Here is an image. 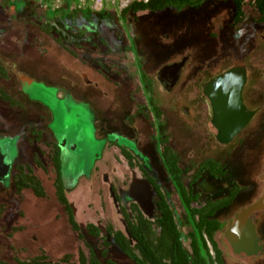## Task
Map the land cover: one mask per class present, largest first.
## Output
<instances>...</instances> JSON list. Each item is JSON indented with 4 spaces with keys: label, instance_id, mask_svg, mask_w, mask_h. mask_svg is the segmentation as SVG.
Instances as JSON below:
<instances>
[{
    "label": "rangeland",
    "instance_id": "374dc122",
    "mask_svg": "<svg viewBox=\"0 0 264 264\" xmlns=\"http://www.w3.org/2000/svg\"><path fill=\"white\" fill-rule=\"evenodd\" d=\"M3 1L0 0V65L5 67L7 78H0V87L21 105L13 108L0 102V155L12 168L0 176V207L5 212L0 214L3 260H27L43 253L52 260L66 254L77 259V235L56 194L57 175L48 143L55 142L60 149L65 199L91 244L96 241L85 230L88 223L102 230L108 224L122 228L119 208L131 201L125 188L134 173L139 176V162L149 170L147 163L151 160V171L158 177L165 175L157 155L160 146L170 147L179 156L185 182L204 157L223 163L225 174L218 180L214 196L224 195L233 183L241 185V189L235 204L217 213L222 221L230 220L235 210L258 196L259 190L251 192L257 180L251 184L247 163L258 137L244 132L243 139L228 148L210 143L204 126L206 110L202 107L191 125L179 87L183 83L166 94L157 75L162 66L185 56L188 62L182 78L193 75L200 65L202 75L207 76L229 64H241L248 71L249 89L264 95V25L250 27L256 17L253 9L246 8L247 22L243 26L250 27L252 40L243 44V39L237 38V50L221 45L222 39L233 40L223 31L219 39L208 37L214 28L213 20L187 9L183 10L184 16L190 15L191 19L180 23L181 30H189L192 38L207 47L195 45L167 51L159 42L164 29L150 20L163 13L171 14V9L156 15L139 13L138 22L132 24L133 11L124 18L119 15L124 5L134 0H82L80 9L90 11L85 15L75 13L79 0H11L7 5L1 4ZM206 10L213 12L216 5L209 4ZM231 11L220 12L224 23ZM199 20L204 24L200 21L198 25ZM259 33L263 43L258 41ZM246 38L245 42L250 39ZM194 96L199 100L198 95ZM247 96H251L250 91ZM36 133L41 142L35 140ZM24 144L29 145L28 151ZM121 148L132 153L133 167ZM35 156L41 166L35 164ZM27 161L43 185V198L31 189L15 192L14 164ZM163 183L172 187L167 179ZM182 216L185 218L183 213ZM183 229L187 232L191 228L187 224ZM216 240L226 251L220 234ZM107 258L114 264H133L114 245L108 249ZM102 262L107 264L103 259Z\"/></svg>",
    "mask_w": 264,
    "mask_h": 264
},
{
    "label": "flooded vegetation",
    "instance_id": "af4514ba",
    "mask_svg": "<svg viewBox=\"0 0 264 264\" xmlns=\"http://www.w3.org/2000/svg\"><path fill=\"white\" fill-rule=\"evenodd\" d=\"M140 0H134L132 2H129L124 5L122 10L120 11V17H127L128 12H124V9L127 8L130 4L137 2ZM144 3L149 2L150 0H141ZM200 4L198 7L188 6V5H182L179 8H176L174 6H164L163 8L150 10V9H143V10H137L135 12H132L130 14L131 17H133L132 24H136L138 22V14L139 13H145L149 15H156L154 13H163L167 9H171V14H162L154 19L150 20L151 23H153L154 26L159 27V29H164L163 32L160 34L159 42L162 46H166V49L174 50L176 47H188L195 45L200 46H206L202 43L198 38H192V32L189 30H181V25L188 19L190 20V15L184 16L183 10H193L198 11L202 14V16L207 17L208 20H213L212 25L214 28L211 30L212 32L208 33V37H214V39H219L221 35H223L222 31L225 35H229L233 37V40L224 41L222 39V46L227 47L229 50H237L239 49L238 45L235 43L237 38L243 39V44L247 43V41L252 40V31H248V28L252 26V28H257L259 25H264V13L260 10L259 6L257 5V0H239V8L237 7V3L234 2V0H199ZM215 4L216 9L213 12H208L206 10V6L209 4ZM208 4V5H207ZM246 8L253 9L252 13L256 14L255 20H251L250 27L246 29L243 28V26L247 22V12ZM225 10H232L231 15L229 18L226 16L225 23L223 22L222 16H219L220 12H224ZM237 10H239V14L237 13ZM239 16L241 19L237 22L236 17ZM194 19V18H193ZM207 19H205L206 22ZM200 21H198V25H200ZM181 23V25H180ZM203 23V21L201 22ZM204 24V23H203ZM131 25V24H130ZM205 26V25H203ZM209 30V29H208ZM246 30L249 32V34L246 32H243ZM165 31H168L165 32ZM258 34V41L260 43L262 42V39L259 38ZM173 37H172V36ZM169 42L167 39H170ZM250 37V39L246 40L245 38ZM247 39V38H246ZM231 41L232 46H230ZM212 46L213 43L211 42ZM242 44V45H243ZM252 44V42L250 43ZM219 45V43H216V46ZM207 47V46H206ZM216 48V47H215ZM241 48V46H240ZM188 56H185L177 61H171L164 66L160 68L158 71V84L164 88L165 93L169 94L174 90V88L178 87L180 83H183V85L179 86L182 89V101L186 104L184 109L186 110L187 114H189V122L190 124H194L198 113L202 110V107L204 110H206V119H205V127L210 135V143L214 145H218L220 147H230L234 145L235 143H239L243 139V133L244 132H251L255 134V136L258 137V140L256 141V144L251 148L248 157H247V163L249 165L248 168V175L251 177V184L254 182L253 180H257V184H252L251 192H258V196L254 198L247 206L242 207L238 211L235 210V212L231 215L230 220L228 221H222L220 218L217 217V213L224 209L231 208L235 202L237 201L239 197V191L236 192L234 198L232 201L226 205L222 206L219 209H217L213 215L207 216L208 219L216 220V222L221 223L220 229H218L215 232L214 235V241L217 243V248L220 250L219 255H217L216 252L213 251L212 245L208 242V246L210 248V255L211 258L214 260L213 264H219L216 260L218 256H220L218 259L221 260L222 264H264V211L260 213H255L252 216V223H255L256 231L258 236L260 237L262 244H263V252L259 254L256 258L252 260H248V262L243 261V256L238 254H233L231 252L230 246L225 241V232L226 230L234 223L235 218L240 214V212L251 205H254L256 202H258L263 196H264V151H263V142H264V95L254 94L249 89V78H248V71L247 68L241 64L238 65H227L224 69L219 70L218 72H215L213 74H209L207 76L202 75V68L203 66L200 65V68L197 70H193V75L186 76L185 78H182V73L184 66L188 62ZM242 72H245L246 79L242 87L241 97L242 102L244 106L247 108L248 111L253 112L251 115V118L249 119L248 124L228 143V144H222L220 143L216 137H215V126L212 123V117H213V109L212 105L215 106L216 109H222L225 107H231V93L230 90H234L237 87V82L239 78L242 76ZM1 78V77H0ZM183 79V80H182ZM250 91L251 96L248 97V93ZM194 91V92H193ZM196 92V94H195ZM192 95H198L199 100L194 99ZM188 105V106H187ZM155 110V109H154ZM228 111V110H227ZM156 113L157 117V112ZM252 134V135H253ZM260 137V138H259ZM254 138V135L253 137ZM159 144L162 142L160 134H158ZM55 143V142H54ZM56 144V143H55ZM167 144V143H166ZM25 145V144H24ZM29 145H25V149L28 151ZM176 153V152H175ZM158 155L161 168L164 170L165 175L158 177L156 174H154L151 170L153 169L151 160L148 161L147 164L150 166L149 170L145 165H142V163L139 162L138 166V173L139 176L137 177L134 173V177L131 179L130 183L126 186L125 190L129 193V197L131 198L130 203H133L136 205V207L140 210V212L147 217L150 220H154L159 217V203L161 199L163 198L165 202L169 205L171 210L174 212V217L176 220V223H179L180 229L184 234L187 235V238L183 241L186 246H189L190 239L188 238L189 233L193 231L192 223L199 222L200 218L199 215H195V220L191 219L189 209L196 208V209H203L205 208L209 203L218 201L220 199H223L225 197H228L230 195L231 189L235 186H241L237 183H233L228 188H226V192L224 195L221 196H214L217 192L216 188L218 186L217 182L222 177H217L211 173L210 168H206L202 170L201 165L205 160L212 159L216 162H219L221 166L224 165L220 161L213 159L211 157H204L197 165L196 170L193 174L189 175V178L185 182L184 177V171L180 162V158L178 157V164L177 166L181 170V176L182 178V185H183V191L180 190L178 187H176V183L173 180V177L169 178L168 176V170L165 169L163 166V161L161 160V157ZM28 161L25 163L26 166H30ZM19 163L14 164V169L12 173V177L15 174L16 167ZM160 168V167H159ZM11 166L4 163L3 156L0 155V176H5L8 172L11 171ZM187 176V175H186ZM168 180L172 187H165L164 186V180ZM163 181V182H162ZM153 183V184H152ZM156 185L159 186L157 189ZM174 196L176 198H174ZM190 198L189 207L186 206V198ZM182 213L184 214L185 218H183ZM5 212L1 213V216L4 215ZM123 223V221H122ZM223 223H229L226 225V227L223 226ZM189 224L190 230L185 232L183 227L187 226ZM220 234L222 243L224 244L226 251H223L217 240L216 235ZM246 259V258H245Z\"/></svg>",
    "mask_w": 264,
    "mask_h": 264
},
{
    "label": "trees",
    "instance_id": "16d2710c",
    "mask_svg": "<svg viewBox=\"0 0 264 264\" xmlns=\"http://www.w3.org/2000/svg\"><path fill=\"white\" fill-rule=\"evenodd\" d=\"M11 0H4L1 4L7 5ZM239 8V0H234ZM199 0H150L147 3L137 1L130 4L124 9V12L137 11L143 9L155 10L164 6H174L176 8L182 5L198 7ZM257 5L264 13V0H257ZM90 12L76 9L78 15H85ZM239 14V10H237ZM241 17L237 16L238 22ZM49 31V29H45ZM0 77L7 78L5 67L0 65ZM0 102L6 103L13 108L21 107L20 103L14 97L7 94L0 87ZM35 140L41 142V136L36 133ZM162 144V142L160 143ZM50 147L49 157L54 166V172L57 177L54 185L56 194L60 203H62L67 211L69 223L73 231L77 235L78 253L77 259L74 260L71 254H66L60 259L52 260L44 253L27 260L14 258L13 261H5L0 257V264H103L102 259L107 264H114L107 258L108 249L114 245L119 248L123 254L133 264H213L214 260L210 255L208 242L212 245L213 251L219 255L220 250L217 248V243L214 241L215 232L220 229L221 223L216 220L208 219L207 216L213 215L214 212L222 206L228 205L234 198L236 192L241 187L235 186L231 189L230 195L223 199L209 203L203 209L191 208L189 213L192 220H195V215L198 214L200 221L192 223L193 231L189 233L190 244L186 246L184 240L187 235L180 229L179 223H176L174 212L162 198L159 203L160 215L154 220L145 217L135 204L129 203L127 206L121 205L119 208L122 217V228L115 229L111 224L104 227V230L99 225L88 223L85 227L87 233L93 237L96 244H91L85 235L81 232L79 225L76 223L74 213L65 199L63 180L60 173L59 153L60 149L55 143H48ZM159 156L163 161V166L168 170L169 178L173 177L176 187L183 191L181 170L177 166L178 157L173 149L168 146L159 148ZM43 152V151H42ZM121 153L128 161L130 167L134 166L132 153L121 148ZM35 164L41 166L38 158L35 156ZM202 170L211 169V173L217 177H222L225 174V169L219 162L212 159L205 160L201 165ZM15 192L20 194L24 189H31L33 193L40 198L46 196L45 190L40 179L34 174L30 166L18 164L16 172L12 177ZM153 184V183H152ZM157 189L159 188L156 185ZM186 206L189 207L190 198H186ZM3 206L0 207V214L3 212ZM5 252V247L0 244V255ZM231 252L235 254L232 250ZM220 256H218L219 258ZM217 258V262L222 264ZM244 262H248L243 258Z\"/></svg>",
    "mask_w": 264,
    "mask_h": 264
},
{
    "label": "water",
    "instance_id": "95a60500",
    "mask_svg": "<svg viewBox=\"0 0 264 264\" xmlns=\"http://www.w3.org/2000/svg\"><path fill=\"white\" fill-rule=\"evenodd\" d=\"M246 75L237 82V87L230 90L231 107L216 109L212 105V123L215 126V137L222 144H228L249 122L253 112L247 110L242 102L241 92ZM228 110V111H227ZM264 211V196L235 218L234 223L225 232V241L232 251L248 260L256 258L263 252V244L257 234L255 223L251 219L255 213Z\"/></svg>",
    "mask_w": 264,
    "mask_h": 264
},
{
    "label": "built area",
    "instance_id": "2783aa9c",
    "mask_svg": "<svg viewBox=\"0 0 264 264\" xmlns=\"http://www.w3.org/2000/svg\"><path fill=\"white\" fill-rule=\"evenodd\" d=\"M92 1H93V0H92ZM101 1H102V0H96V2H99V3H100ZM78 2H80V3H79V7H78V8L80 9V8H81V5L84 4V1L79 0Z\"/></svg>",
    "mask_w": 264,
    "mask_h": 264
}]
</instances>
